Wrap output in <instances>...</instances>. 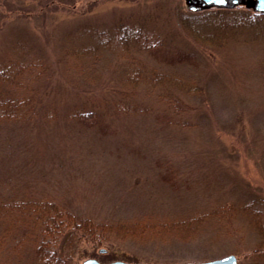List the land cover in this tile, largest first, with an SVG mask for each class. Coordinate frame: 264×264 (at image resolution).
Segmentation results:
<instances>
[{"label": "rangeland", "instance_id": "obj_1", "mask_svg": "<svg viewBox=\"0 0 264 264\" xmlns=\"http://www.w3.org/2000/svg\"><path fill=\"white\" fill-rule=\"evenodd\" d=\"M178 8L187 11L186 0H0V62L12 58L9 48L19 40L36 48L30 63L44 62L24 70L25 88H5L27 101L29 117L0 122V202L50 201L95 221L213 218L188 242H118L103 254L76 245L78 264H182L227 255L238 264L259 261L260 237L242 209L264 198V39L202 45L169 22ZM128 14L157 17L176 42L154 55H105L89 76L77 73L64 55V36ZM177 50L193 62L169 64ZM129 64L184 75L202 93H180L187 110L175 113L159 89L123 83ZM122 104L149 112L127 113ZM76 112H94L96 126L79 123ZM12 248H0V264H36L29 244Z\"/></svg>", "mask_w": 264, "mask_h": 264}, {"label": "trees", "instance_id": "obj_2", "mask_svg": "<svg viewBox=\"0 0 264 264\" xmlns=\"http://www.w3.org/2000/svg\"><path fill=\"white\" fill-rule=\"evenodd\" d=\"M173 16L169 18L171 25L178 24L189 37L202 45L222 46L228 40L236 41L241 37L254 42L264 39V14L254 13L244 7L233 10L209 9L196 13L178 8ZM169 30L168 25L160 23L157 17L153 18L151 15L144 17L128 14L109 24H83L64 36V55L74 64L77 73L86 77L90 75V65H96L105 55H154L157 51L172 46L177 36ZM35 50V47H28L24 40H19L9 48L8 55L12 58L0 62V122L29 117L27 101L5 88H25L24 70H36L44 65L42 57H39L41 63L37 60L29 62L27 56L29 53L34 55ZM192 58V54L177 50L176 56L170 57L168 63H192ZM151 69L153 71H149L150 68L146 65L141 68L129 64L121 73L122 81L132 89L146 87L150 93L159 89V93L172 103L175 113L187 110L180 93L192 97L202 93L194 79ZM120 107L127 113L149 112L147 108H140L137 104H122ZM74 115L84 126H96L98 122L94 112H76ZM176 124L179 125V122ZM242 210L260 237L257 264H264V198L249 201ZM212 219V215L208 213H196L190 218L161 219L144 215L114 221H95L78 216L50 201L0 202V227L3 232L0 248H5L9 243V246L13 245V251L18 252L21 247L29 244L36 264H78L71 252L76 245L88 243L94 250H107V247H113L118 242L128 241L188 242L197 238Z\"/></svg>", "mask_w": 264, "mask_h": 264}, {"label": "water", "instance_id": "obj_3", "mask_svg": "<svg viewBox=\"0 0 264 264\" xmlns=\"http://www.w3.org/2000/svg\"><path fill=\"white\" fill-rule=\"evenodd\" d=\"M245 5L247 9L253 10L255 13L264 14V0H186L187 9L191 12H199L206 9H233L237 6ZM104 253L105 250L100 251ZM239 260L235 255H227L225 257L205 262H187L183 264H238ZM81 264H104L96 259H86ZM107 264H146V263H129L124 261H113Z\"/></svg>", "mask_w": 264, "mask_h": 264}]
</instances>
